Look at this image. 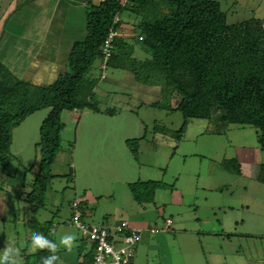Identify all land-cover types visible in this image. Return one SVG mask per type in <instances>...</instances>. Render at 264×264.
Instances as JSON below:
<instances>
[{
  "label": "rangeland",
  "instance_id": "1",
  "mask_svg": "<svg viewBox=\"0 0 264 264\" xmlns=\"http://www.w3.org/2000/svg\"><path fill=\"white\" fill-rule=\"evenodd\" d=\"M219 1L230 22L255 16L264 23V0ZM9 3L18 4L0 0V16L6 15ZM122 34L131 36L133 31L127 28ZM134 47L136 57H147L140 43ZM99 65L97 60L89 77L100 78ZM104 72L120 80L125 73L112 67ZM138 87L99 81L93 97L99 111L61 114L64 128L51 169L54 177L44 207L35 214L40 223L52 221L55 243L60 236H76L70 252L60 246L59 263L80 264V253L91 249L72 223V201L78 200L88 224L126 219L144 229L131 264H264V180L258 179L264 178L259 165L264 159L256 128L189 119L178 139L176 131L183 123L175 109L178 92L150 101L136 94ZM47 113L48 108L39 109L13 130L12 157L0 169V252L6 242L19 248L20 264H32L33 233L25 225L32 212L24 197L38 168L35 144ZM226 160L237 164L229 169ZM148 180L162 186L153 202L137 203L129 183Z\"/></svg>",
  "mask_w": 264,
  "mask_h": 264
},
{
  "label": "trees",
  "instance_id": "2",
  "mask_svg": "<svg viewBox=\"0 0 264 264\" xmlns=\"http://www.w3.org/2000/svg\"><path fill=\"white\" fill-rule=\"evenodd\" d=\"M127 28L133 31L131 36L122 34ZM85 29V37L71 47L67 70L50 84L35 85L21 79L0 59V169L12 157L13 130L28 115L48 108L35 144L38 168L24 197L32 212L25 225L33 234L40 233L55 242L52 221L40 223L35 214L44 207L45 193L54 177L51 169L62 145V112L84 108L99 111L93 97L101 77H89L88 71L97 60L101 63L102 45L110 30L116 35L106 68L127 71L139 84L160 86V94L167 92L171 97L178 92L180 100L175 109L183 115L176 131L178 139L189 119H205L221 127L251 125L256 128L264 159L261 18L230 22L219 0H85ZM135 42L141 44L147 57L134 55ZM132 141L136 143L138 138ZM132 151L136 153L137 149ZM225 163L229 169L230 164H237L234 160ZM259 165L264 170V160ZM161 186L155 180L129 183L133 199L140 204L153 202L155 190ZM80 211L84 220L85 212ZM93 252L92 245L88 252H81L79 263L93 264ZM50 254L47 250L31 253V263L41 264V258Z\"/></svg>",
  "mask_w": 264,
  "mask_h": 264
},
{
  "label": "crops",
  "instance_id": "3",
  "mask_svg": "<svg viewBox=\"0 0 264 264\" xmlns=\"http://www.w3.org/2000/svg\"><path fill=\"white\" fill-rule=\"evenodd\" d=\"M17 2L15 6L9 3L6 15L2 13L0 16V59L21 79L35 85L50 84L67 70L73 43L86 35L85 0ZM21 9L25 10L21 12ZM99 81H108L122 88L140 85L127 71L122 80L109 79L106 75ZM139 87L136 94L147 96L150 101L160 96V86L141 84Z\"/></svg>",
  "mask_w": 264,
  "mask_h": 264
},
{
  "label": "built area",
  "instance_id": "4",
  "mask_svg": "<svg viewBox=\"0 0 264 264\" xmlns=\"http://www.w3.org/2000/svg\"><path fill=\"white\" fill-rule=\"evenodd\" d=\"M115 35L116 32L110 30L102 45L101 78L106 76L104 70L111 56L112 40ZM78 206L79 201L74 200L72 202V223L81 230L93 246V264H131L135 246L141 240L144 229L131 225L126 219L88 224L82 219ZM170 223L167 219L166 225L169 226ZM151 232H154V229H151Z\"/></svg>",
  "mask_w": 264,
  "mask_h": 264
},
{
  "label": "clouds",
  "instance_id": "5",
  "mask_svg": "<svg viewBox=\"0 0 264 264\" xmlns=\"http://www.w3.org/2000/svg\"><path fill=\"white\" fill-rule=\"evenodd\" d=\"M76 236L74 234H66L59 237V244L49 240L40 233H34L31 238L29 252L35 254L37 251L47 250L51 253L48 256L41 258V264H56L59 257L56 253L60 246H63L67 251H71L74 247ZM20 249L6 242L3 251L0 252V264H20Z\"/></svg>",
  "mask_w": 264,
  "mask_h": 264
}]
</instances>
